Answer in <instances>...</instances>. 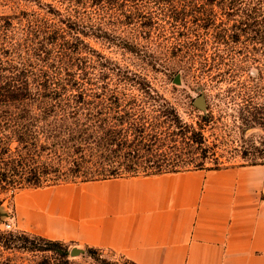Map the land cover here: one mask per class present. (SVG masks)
I'll list each match as a JSON object with an SVG mask.
<instances>
[{
  "label": "rangeland",
  "instance_id": "rangeland-1",
  "mask_svg": "<svg viewBox=\"0 0 264 264\" xmlns=\"http://www.w3.org/2000/svg\"><path fill=\"white\" fill-rule=\"evenodd\" d=\"M133 1L0 0V91L25 83L35 87L43 76L60 73L65 77L76 72L88 89L104 94V106L116 95L120 108L126 110L130 96L143 94L146 113L161 117V131L201 128L207 140L202 145L183 136L164 137L158 144L160 149L175 145L189 155L194 153L192 158L202 163V167L186 164L180 170L213 168L203 158L202 149L218 137L227 148L220 160L222 168L264 163V132L257 127L243 131L237 108L224 99L231 83L207 69L201 71L191 60L181 29L175 33L178 37L168 34L170 20ZM215 10L217 17H225ZM190 15L187 20L194 18ZM161 27L163 37L158 35ZM260 64L264 66L263 57ZM248 66L244 72L255 75L256 70ZM156 94L161 100L148 99ZM199 97L204 98V107L195 104ZM7 137L0 129L2 143ZM47 187L51 186L40 188ZM40 188H0V237H4L0 241L10 243L8 248L0 246V264H130L111 251L77 248L20 230L15 220L16 200L23 191ZM8 224L10 229H6ZM74 248L80 253L72 256Z\"/></svg>",
  "mask_w": 264,
  "mask_h": 264
},
{
  "label": "trees",
  "instance_id": "trees-1",
  "mask_svg": "<svg viewBox=\"0 0 264 264\" xmlns=\"http://www.w3.org/2000/svg\"><path fill=\"white\" fill-rule=\"evenodd\" d=\"M133 2L148 5L157 16L170 20L168 34L177 36L181 29L199 69L231 83L224 99L237 108L242 130L257 127L264 132V66L260 64L264 58V0ZM215 8L225 17H217ZM188 14L194 18L187 20ZM162 32L163 27L159 37ZM247 64L256 70L255 75L244 72ZM75 73L43 76L35 87L25 83L0 91V129L9 136L4 143L0 139L1 190L188 171L180 170L186 164L202 167L192 158L194 153L189 155L175 145L158 147L164 137L171 136L202 145L207 140L201 128L161 131V117L144 109L146 96H130L126 110L120 108L116 95L104 106V94L88 89ZM148 99L161 100L158 94ZM138 103L139 108H134ZM218 139L202 149L203 158L214 166L206 170L223 169L220 160L227 148ZM14 143L17 146L12 148ZM5 241L0 246L8 248L10 243Z\"/></svg>",
  "mask_w": 264,
  "mask_h": 264
},
{
  "label": "crops",
  "instance_id": "crops-1",
  "mask_svg": "<svg viewBox=\"0 0 264 264\" xmlns=\"http://www.w3.org/2000/svg\"><path fill=\"white\" fill-rule=\"evenodd\" d=\"M17 227L130 264H264V164L25 190Z\"/></svg>",
  "mask_w": 264,
  "mask_h": 264
},
{
  "label": "water",
  "instance_id": "water-1",
  "mask_svg": "<svg viewBox=\"0 0 264 264\" xmlns=\"http://www.w3.org/2000/svg\"><path fill=\"white\" fill-rule=\"evenodd\" d=\"M178 81V79L176 78L175 79V82H177ZM195 104L197 105V106H199V107H204V102H203V99L200 97V98H197L196 100H195ZM80 253V250H78V249H72V251H71V255L72 256H74V255H76V254H79Z\"/></svg>",
  "mask_w": 264,
  "mask_h": 264
},
{
  "label": "built area",
  "instance_id": "built-area-1",
  "mask_svg": "<svg viewBox=\"0 0 264 264\" xmlns=\"http://www.w3.org/2000/svg\"><path fill=\"white\" fill-rule=\"evenodd\" d=\"M11 228V226L8 224L7 226H6V229H10Z\"/></svg>",
  "mask_w": 264,
  "mask_h": 264
}]
</instances>
